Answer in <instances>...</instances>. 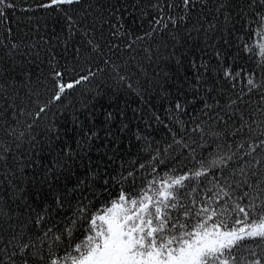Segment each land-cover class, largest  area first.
Wrapping results in <instances>:
<instances>
[{
    "label": "snow or ice",
    "instance_id": "1",
    "mask_svg": "<svg viewBox=\"0 0 264 264\" xmlns=\"http://www.w3.org/2000/svg\"><path fill=\"white\" fill-rule=\"evenodd\" d=\"M0 28V264H264V0H0Z\"/></svg>",
    "mask_w": 264,
    "mask_h": 264
},
{
    "label": "trees",
    "instance_id": "2",
    "mask_svg": "<svg viewBox=\"0 0 264 264\" xmlns=\"http://www.w3.org/2000/svg\"><path fill=\"white\" fill-rule=\"evenodd\" d=\"M18 15L20 16L19 28H17L15 24L12 25L14 34L23 36L25 32H28V39H39L40 35H46L45 25H47V34L51 33L53 28V16L55 14H53V16H48L47 13L40 11L32 14L33 18L31 20H28L23 14ZM37 28L39 29L38 33L36 31ZM0 33H2V28H0ZM122 99H126L132 108L137 107L139 104V100L135 95H125ZM157 108H159V105H157Z\"/></svg>",
    "mask_w": 264,
    "mask_h": 264
}]
</instances>
